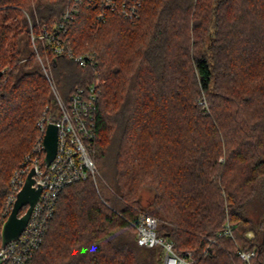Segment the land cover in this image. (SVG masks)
Wrapping results in <instances>:
<instances>
[{"label": "trees", "instance_id": "16d2710c", "mask_svg": "<svg viewBox=\"0 0 264 264\" xmlns=\"http://www.w3.org/2000/svg\"><path fill=\"white\" fill-rule=\"evenodd\" d=\"M71 2L0 0V234L12 173L54 105L39 54L65 97L98 82L99 173L62 190L27 264H161L162 247L137 241L141 213L197 264H246L240 248L264 264V0H145L138 18L103 22L83 5L68 37L88 66L32 47L27 13L39 33Z\"/></svg>", "mask_w": 264, "mask_h": 264}, {"label": "built area", "instance_id": "2783aa9c", "mask_svg": "<svg viewBox=\"0 0 264 264\" xmlns=\"http://www.w3.org/2000/svg\"><path fill=\"white\" fill-rule=\"evenodd\" d=\"M144 1L72 0L63 13L61 21L54 27L49 28L45 22L37 21L40 32L36 33L32 22H30L32 47L38 52V41L42 40L52 53L71 57L81 66L92 65L94 57L88 53H76L68 37V27L81 7L86 5L97 8V19L102 22L106 21L109 13L126 19H136L141 14ZM38 58L50 79L55 101L54 105L48 104L45 107L39 120L40 134L35 143L33 154H29L13 173L11 178L12 193L7 200V211L11 212L16 194L24 185L32 166H35L36 178L43 188L21 235L2 247L0 234V264H27L41 245L62 190L66 186L85 180L90 176L96 179L99 173L94 157L100 98L98 82L87 86H77L69 96L64 97L51 76L52 68L49 61L45 63L39 54ZM50 123H54L58 127V144L54 159L50 164H47L43 140ZM133 225L140 245L163 248L164 258L161 264H197L192 252L189 251L185 254L175 252L174 242L158 233L159 220L156 216L141 213L138 221ZM223 233L231 235L232 226L227 224ZM213 241L215 240L213 239ZM238 254L246 264H251L255 252L240 248Z\"/></svg>", "mask_w": 264, "mask_h": 264}, {"label": "water", "instance_id": "95a60500", "mask_svg": "<svg viewBox=\"0 0 264 264\" xmlns=\"http://www.w3.org/2000/svg\"><path fill=\"white\" fill-rule=\"evenodd\" d=\"M3 74L4 71L0 70V78ZM43 143L46 149L45 161L47 164H50L57 152L58 127L56 124L50 123L48 125ZM42 188V185L36 178L35 166H32L27 174L24 185L16 194L11 212L2 224V247L16 240L24 231L31 217L33 208L41 195ZM24 207L26 208L25 212L20 214Z\"/></svg>", "mask_w": 264, "mask_h": 264}, {"label": "rangeland", "instance_id": "374dc122", "mask_svg": "<svg viewBox=\"0 0 264 264\" xmlns=\"http://www.w3.org/2000/svg\"><path fill=\"white\" fill-rule=\"evenodd\" d=\"M27 17H28V20H29V24H30V22H32V14L29 12V13H27ZM38 61H39V63H40V65L42 66V68H43V65L41 64L42 62H40V60H39V58H38ZM45 63H47V61H44ZM47 65V64H46ZM0 67H3V66H1V64H0ZM5 67H3V70H5L4 69ZM44 70V69H43ZM44 72H45V70H44ZM52 74H51V76H53V78H54V73H53V71L51 72ZM46 74V73H45ZM46 77H47V80H48V82H49V85H50V89H51V82H50V79L48 78V76L46 75ZM53 78H51L52 80H53ZM54 83H56V85H57V87H58V90L60 91V93L62 94V91H61V89H60V87H59V85H58V83H57V81L55 80V78H54ZM51 93H52V98H53V101H55V99H54V95H53V92H52V89H51ZM64 96V95H63ZM65 97V96H64ZM202 103H204V104H207L206 103V101L204 100ZM42 117V116H41ZM40 117V118H41ZM40 118H39V120H40ZM39 120H38V128H39ZM39 131H40V129H39ZM39 134H40V132H39ZM39 134L37 135V138L35 139V141L37 142V139H38V137H39ZM28 156V154L26 155V157ZM26 157L22 160V161H24L25 159H26ZM21 163V162H20ZM19 163V164H20ZM23 163V162H22ZM13 173H14V171H13ZM13 173H12V176H13ZM102 187V191H103V193L105 194V196L111 201V203L112 204H114L115 205V202H116V198H115V195H114V193L112 192V191H110V190H108L105 186H101ZM97 188H99V186H98V183H97ZM9 198V197H8ZM25 210H26V208H24V209H22V211H21V213L20 214H22V213H24L25 212ZM6 212H7V210H6ZM9 213V212H8Z\"/></svg>", "mask_w": 264, "mask_h": 264}]
</instances>
